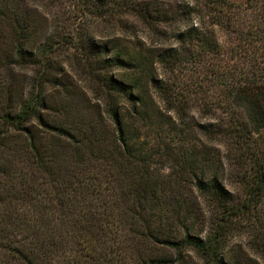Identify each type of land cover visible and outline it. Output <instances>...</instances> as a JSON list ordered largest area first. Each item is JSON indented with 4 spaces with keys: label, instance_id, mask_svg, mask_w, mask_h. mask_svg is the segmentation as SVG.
Returning <instances> with one entry per match:
<instances>
[{
    "label": "trees",
    "instance_id": "obj_1",
    "mask_svg": "<svg viewBox=\"0 0 264 264\" xmlns=\"http://www.w3.org/2000/svg\"><path fill=\"white\" fill-rule=\"evenodd\" d=\"M73 1L69 19L86 25L55 12L49 31L38 14L49 0H0V264H176L188 251L243 264L232 242L244 233L264 259V0ZM101 23L118 33L100 35ZM135 23L149 44L129 41ZM66 45L100 87L98 115L75 93H49ZM186 75L213 116L178 154L191 186L154 172L139 133L159 125L153 91L187 126ZM181 188L199 206L177 199ZM164 223L186 230L165 235ZM155 239L176 259L150 256Z\"/></svg>",
    "mask_w": 264,
    "mask_h": 264
},
{
    "label": "rangeland",
    "instance_id": "obj_2",
    "mask_svg": "<svg viewBox=\"0 0 264 264\" xmlns=\"http://www.w3.org/2000/svg\"><path fill=\"white\" fill-rule=\"evenodd\" d=\"M236 3H244L247 0H232ZM76 7V4L73 0H49V4L46 8H41L43 12L40 14V18L44 21L46 19L45 28L42 30H53L54 23L52 19L54 18L55 12L59 13L58 15L62 18V25L67 26L69 22L76 25L85 26L86 23L80 19L70 20V12L73 8ZM53 12H52V11ZM42 15V16H41ZM43 17V18H42ZM58 18V17H57ZM55 18V20L57 19ZM66 19V21H64ZM69 19V20H68ZM83 24H80V23ZM134 25V24H133ZM107 26L104 23L100 24L98 29L99 34L104 33H118V30L106 29ZM128 39L129 41L140 44L141 38L144 37L147 39L148 44L151 42V39L148 38L147 29H144L143 26H139L135 23V27L131 26L128 29ZM169 43V41H168ZM158 44V43H156ZM4 46V45H3ZM3 47L0 45V51ZM60 53L55 54L54 57L57 58L61 62V68L59 73H57L61 79V85L55 88L52 87L49 91L50 95L56 94L59 98L57 100L61 101L60 97L63 98L62 93H75V100L79 104L89 105L96 111L98 115L100 112H103V104L100 101V87L96 86L93 82H89L86 78L85 73L83 72V61L80 57V53L76 52L74 49L69 46H64L61 48ZM159 75L163 78H166V74H164L163 70H157ZM32 75V71L23 70L22 77L25 78L24 86L27 88V77ZM168 76V75H167ZM57 77V78H58ZM189 77V78H188ZM186 81L190 82L186 83L183 88H187L189 85H192L194 77L186 75L184 77ZM191 89V87H188ZM183 89L181 88L180 93H183ZM187 91H190L188 93ZM65 94V96H66ZM187 94V116H185V120L188 121L187 126L183 125L181 121V117L175 110H168L166 107V103L162 100L154 91L152 92L151 105L154 110V115L157 116L156 124L157 126H151L150 121L144 123V127L139 130L141 135V140L144 139L148 142V147L151 152H153V164L152 168L154 172L158 175H161L163 178L172 181V182H181L182 186H191L193 184L190 181H185L179 176L181 171V166L178 159V154L185 149H193L200 145L201 135L198 132V123L204 122L207 120L213 119L212 115H205L199 109L198 98L194 93V90H186L184 91V96ZM62 95V96H61ZM100 111V112H99ZM93 112V111H92ZM105 114V113H104ZM166 114V115H164ZM94 117V114H91ZM153 115V116H154ZM156 119V118H154ZM183 120V122L185 121ZM60 123L62 121H59ZM164 125L161 133H157L160 131V127ZM184 126V127H183ZM42 130V129H41ZM68 141H64L61 144L68 145ZM178 190V189H177ZM177 199L187 200L189 202H195L196 206H199L198 203H201V198L198 196L197 192L192 188L188 190L187 188H181L180 192L174 195ZM197 225L200 223V220L196 221ZM244 223H249V220L245 218ZM201 226V223L200 225ZM163 233L165 235L170 236H178L181 235L183 231L186 230L185 227L181 225L177 226L175 224H165L163 225ZM248 236L241 234L240 236L235 237L232 245L235 250V255L238 254L237 260H239L243 264H264V259L259 255L255 254L251 247L248 244ZM146 247L148 249V253L152 257H165L172 260L176 259V255L174 252L165 244H161L155 239L154 242L150 241L146 243ZM176 264H201V261L197 254L193 251H188L186 253V260L177 262Z\"/></svg>",
    "mask_w": 264,
    "mask_h": 264
}]
</instances>
